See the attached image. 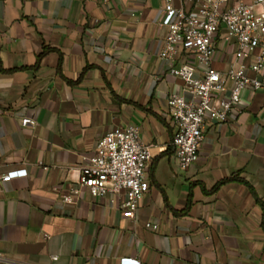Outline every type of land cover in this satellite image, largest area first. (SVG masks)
Returning a JSON list of instances; mask_svg holds the SVG:
<instances>
[{
  "label": "crops",
  "instance_id": "crops-1",
  "mask_svg": "<svg viewBox=\"0 0 264 264\" xmlns=\"http://www.w3.org/2000/svg\"><path fill=\"white\" fill-rule=\"evenodd\" d=\"M162 5L0 0V176L25 172L0 182V264H264V82L234 119L205 122L178 169L166 99L189 96L157 59ZM222 35L219 71L233 61ZM171 65L200 69L182 52ZM126 126L152 155L134 218L87 193L63 203L101 137Z\"/></svg>",
  "mask_w": 264,
  "mask_h": 264
},
{
  "label": "built area",
  "instance_id": "built-area-1",
  "mask_svg": "<svg viewBox=\"0 0 264 264\" xmlns=\"http://www.w3.org/2000/svg\"><path fill=\"white\" fill-rule=\"evenodd\" d=\"M161 10L167 34L157 59L182 81L189 96L171 94L166 99L175 128L171 146L178 169L184 171L197 160L205 122L221 125L234 119L241 93L263 86L264 0H163ZM221 32V42L233 46V61L225 71L213 66ZM177 52L194 55L199 72L188 66L173 67ZM20 124L32 127L34 120L22 118ZM151 159L150 146L141 142L137 127L111 129L80 169L78 188L63 196L62 202L70 204L84 193L108 198L110 207L117 205L122 216L132 220L148 188L145 171ZM24 174L23 170L8 172L0 182ZM145 227L156 229L150 224Z\"/></svg>",
  "mask_w": 264,
  "mask_h": 264
}]
</instances>
